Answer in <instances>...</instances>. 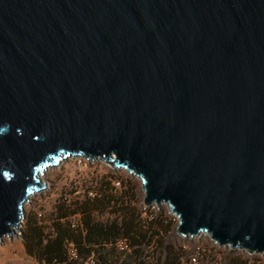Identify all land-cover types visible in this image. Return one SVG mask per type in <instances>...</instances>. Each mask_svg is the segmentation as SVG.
Here are the masks:
<instances>
[{
	"label": "water",
	"instance_id": "95a60500",
	"mask_svg": "<svg viewBox=\"0 0 264 264\" xmlns=\"http://www.w3.org/2000/svg\"><path fill=\"white\" fill-rule=\"evenodd\" d=\"M78 155L264 253V0H0V242Z\"/></svg>",
	"mask_w": 264,
	"mask_h": 264
},
{
	"label": "trees",
	"instance_id": "16d2710c",
	"mask_svg": "<svg viewBox=\"0 0 264 264\" xmlns=\"http://www.w3.org/2000/svg\"><path fill=\"white\" fill-rule=\"evenodd\" d=\"M95 190L94 199L59 206L52 233L30 223L24 235L27 254L40 264H80L68 255V244L75 243L84 257L96 252L102 254L107 264H181L185 255L171 241V224L155 213L153 219L143 221L140 210L132 204L135 195L131 187L118 195L110 182H102ZM77 214H81L80 226L73 228V217ZM120 239L130 243L131 252L118 250L116 242ZM225 249L228 248L212 247L209 255L212 252L222 255ZM162 251H166L164 261L156 258Z\"/></svg>",
	"mask_w": 264,
	"mask_h": 264
},
{
	"label": "rangeland",
	"instance_id": "374dc122",
	"mask_svg": "<svg viewBox=\"0 0 264 264\" xmlns=\"http://www.w3.org/2000/svg\"><path fill=\"white\" fill-rule=\"evenodd\" d=\"M41 179L45 183V188L32 194L26 203L21 229L17 234L5 236L0 242V264L2 261L6 264H40L34 257L27 254L24 244V235L28 232L30 223L42 226L45 233H52L53 219L57 215L58 207L70 202L81 203L88 198V190L96 191L95 189H98L102 182H110L118 195L124 188L131 187L135 195L132 204L138 207L140 212L144 202L145 193L141 179L128 173L127 170L114 167L107 160L87 161L84 158L77 159L75 156H69L63 158L60 163L49 166L41 174ZM116 181L121 182L119 187L115 185ZM153 212L161 215L171 224L173 245L180 248L185 256L192 252L196 243L183 239L177 233L179 218L168 205L163 203ZM78 216V214L75 215L73 220L81 218V214L80 218ZM107 216L108 214L105 215ZM185 245L188 247L187 250L184 248ZM223 248L228 249H225L222 255L214 254V252L209 255L212 247L206 243L200 264H236V262L240 264L244 261H248L249 264H264V253L250 254L240 249L231 251L229 246ZM165 255L166 251H162L156 258L164 261Z\"/></svg>",
	"mask_w": 264,
	"mask_h": 264
},
{
	"label": "built area",
	"instance_id": "2783aa9c",
	"mask_svg": "<svg viewBox=\"0 0 264 264\" xmlns=\"http://www.w3.org/2000/svg\"><path fill=\"white\" fill-rule=\"evenodd\" d=\"M77 159H85L87 161H98V160H106L105 158H102L100 156H89L87 157V155H78L75 156ZM118 169H123V170H127L125 168H118ZM128 171V170H127ZM128 173L132 174L133 176H136L135 174L131 173L128 171ZM115 185L117 187H119L121 185L120 181H116ZM97 196V193L94 190H89L87 193V197L94 199ZM166 204V203H165ZM142 209H141V217L143 219V221H149L151 219H153L154 217V212L153 210H155L157 207H159L157 204H153L151 206H147L145 205V203H142ZM168 205V204H167ZM168 207L171 210V207L168 205ZM78 218H80V215L78 216ZM81 222V218L80 219H74L72 221V227L73 228H78L80 225L79 223ZM183 239L187 240V241H193L196 243L194 249L192 252H190L187 256H185L182 259L181 264H200V258L204 252V246L207 243L208 245H210L211 247H227V246H220L218 243H216L209 234L207 233H201L198 236L195 237H187ZM116 246L118 248V250L120 252H124V253H128L132 251V247L130 245V243L126 240V239H120L116 242ZM185 249L188 248L187 245H185L184 247ZM230 249H232L230 247ZM67 250H68V255L70 260L72 261H76L80 264H107L105 262V258H103L101 255L102 254H98L96 252H92L90 255H88L87 257H84L78 247L76 246L75 243H69L67 246ZM187 250V249H186ZM244 252H247L243 249H240ZM249 253V252H247ZM252 254V253H250Z\"/></svg>",
	"mask_w": 264,
	"mask_h": 264
},
{
	"label": "crops",
	"instance_id": "0c3cea01",
	"mask_svg": "<svg viewBox=\"0 0 264 264\" xmlns=\"http://www.w3.org/2000/svg\"><path fill=\"white\" fill-rule=\"evenodd\" d=\"M4 252H5V250H4ZM1 264H6V263H5V261H2V263H1Z\"/></svg>",
	"mask_w": 264,
	"mask_h": 264
},
{
	"label": "bare ground",
	"instance_id": "6f19581e",
	"mask_svg": "<svg viewBox=\"0 0 264 264\" xmlns=\"http://www.w3.org/2000/svg\"><path fill=\"white\" fill-rule=\"evenodd\" d=\"M42 180V179H41ZM43 182V181H42Z\"/></svg>",
	"mask_w": 264,
	"mask_h": 264
}]
</instances>
